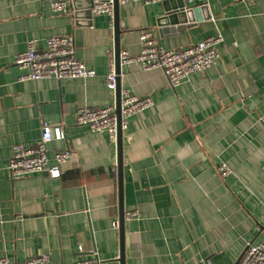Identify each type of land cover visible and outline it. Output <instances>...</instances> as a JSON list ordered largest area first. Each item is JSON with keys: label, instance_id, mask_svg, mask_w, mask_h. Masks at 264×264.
Masks as SVG:
<instances>
[{"label": "crops", "instance_id": "1", "mask_svg": "<svg viewBox=\"0 0 264 264\" xmlns=\"http://www.w3.org/2000/svg\"><path fill=\"white\" fill-rule=\"evenodd\" d=\"M65 1L61 13L50 0H0V258L14 264L44 252L54 264L120 254L117 139L76 122L78 108L116 102L105 84L114 24L78 14L85 0ZM169 1L119 5L120 51L137 55L146 29L167 49L217 33L223 41L207 71L175 88L160 68L120 64V90L153 100L121 131L123 209L139 212L123 220V262L233 264L248 243L264 241V0H209L210 19L183 24L159 21ZM69 34L93 76L19 79L14 56L29 40L41 50L48 37ZM43 123L65 132L48 156L73 153L61 176H11L12 146L35 144ZM221 163L231 170L225 178Z\"/></svg>", "mask_w": 264, "mask_h": 264}, {"label": "built area", "instance_id": "2", "mask_svg": "<svg viewBox=\"0 0 264 264\" xmlns=\"http://www.w3.org/2000/svg\"><path fill=\"white\" fill-rule=\"evenodd\" d=\"M118 4L127 2H140L145 6L161 0H117ZM189 5L207 4L209 0H184ZM54 12L65 13L67 3L65 0H50ZM92 14H105L111 20L114 17V0H92ZM221 33L207 36L200 41L181 49H167L158 43L151 30H143L139 35L140 51L132 56L126 50L119 52L120 64L138 62L144 70L160 68L168 85L172 88L179 86L193 73L207 71L217 60V46L221 44ZM113 56V50L107 51ZM14 64L24 72L20 80H40L55 78L57 80H71L87 78L94 75L92 70L86 68L84 63L75 56V46L72 35H53L46 39L44 49L38 50L33 40L27 42L24 51L14 56ZM117 73L112 67L105 76V84L109 90L116 89ZM153 105L150 96H138L126 89L120 90V113H116V103L103 107L90 108L83 106L76 111V122L87 126L92 132H106L111 139H117V131L127 127L128 118ZM65 138L64 129L57 125L43 123L39 140L32 145L15 144L11 148L6 169L11 176H24L35 173H46L51 179L59 178L62 165L71 159L73 153L65 148L48 156L47 144L52 140ZM222 177H227L230 167L221 163L217 167ZM137 210H128L123 214L124 220L138 217ZM119 227V220L113 221V228ZM0 264H14L7 258H0ZM24 264H54L50 253H39L28 258ZM67 264H120L119 256L110 259L100 258L96 252L91 256ZM233 264H264V241L248 243L241 256Z\"/></svg>", "mask_w": 264, "mask_h": 264}, {"label": "water", "instance_id": "3", "mask_svg": "<svg viewBox=\"0 0 264 264\" xmlns=\"http://www.w3.org/2000/svg\"><path fill=\"white\" fill-rule=\"evenodd\" d=\"M171 2V3H169ZM169 2H164L165 7L164 16L159 18V21L165 22L168 21L170 24H183L187 22H193L195 20H208L211 18V14L207 9L206 4H195V5H186L184 0H172ZM74 4V3H73ZM169 4V5H167ZM92 0H85L84 8L81 12L77 11V13H85L87 16H90L91 13ZM114 60H115V71L117 73V83H116V113L119 118L120 113V84H119V75H120V62H119V4L117 0H114ZM167 24V23H166ZM117 179H118V198H119V242H120V254H119V262L120 264H124L123 262V199H122V155H121V130L117 131Z\"/></svg>", "mask_w": 264, "mask_h": 264}]
</instances>
